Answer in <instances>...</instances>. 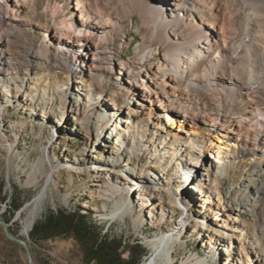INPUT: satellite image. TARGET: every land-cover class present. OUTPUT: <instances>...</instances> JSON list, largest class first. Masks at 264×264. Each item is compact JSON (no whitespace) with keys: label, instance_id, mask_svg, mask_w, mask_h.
Listing matches in <instances>:
<instances>
[{"label":"bare ground","instance_id":"obj_1","mask_svg":"<svg viewBox=\"0 0 264 264\" xmlns=\"http://www.w3.org/2000/svg\"><path fill=\"white\" fill-rule=\"evenodd\" d=\"M38 1L0 0L1 53L12 35L19 33L26 17L34 12ZM63 8L60 0L48 2L43 8V13H51L44 37L56 54L63 55L65 64L81 74L75 76L73 93L82 102V110L75 100L66 97L65 90L72 85L70 75L67 82L55 88L43 86L38 74L30 76L28 70L22 73L13 63L0 64V94L11 96V104L24 107L30 102L29 109L41 108L49 117L59 110L61 120L70 118L72 129L85 135L89 145L66 170L90 174L93 186L114 202L111 218L123 220L128 214H136V204L130 200L132 194L143 202L138 206H149L150 212L160 208L156 225L168 222V218L172 220L176 212L163 209L165 203L179 208L198 203L203 208L200 214L205 215L221 210L213 217L216 224L207 221V216L196 215L193 220L191 216L184 217L168 225L171 226L168 230L155 232L147 240L150 253L144 264H175L174 247L183 229L211 233L214 237L209 236L210 240L226 249L223 255L227 264H264V249L258 239L246 232L242 227L245 224L238 225L240 204L235 201L230 208L228 203L233 202L230 195L220 190L222 164L239 149L253 152L264 161V0H74L69 13ZM135 16L139 17V28H144L147 34L137 46L138 66L116 59L121 47L118 54L110 50L113 34L124 33L126 22H132ZM146 41L152 43L145 46ZM43 51V45L39 44L31 53L38 55ZM160 53L158 62L151 63L150 59ZM84 73L90 76V81L83 77ZM108 79L121 83L125 80L123 84L133 97L143 106L149 103L152 109L157 107L166 119L174 114L171 111H176L195 124L202 122L210 129L223 131L227 143L216 145L210 137L201 140L194 133H174L173 140H179L174 149L168 142L138 128L141 122L152 119V111L144 110L135 113L136 118H122L121 122L116 119L110 129L105 121L118 116L122 106H118L115 92L105 88ZM63 89V98L57 99L55 92ZM190 91L201 95L203 108L197 107L200 103ZM239 102L250 107L247 118L238 113L231 115L226 109ZM210 105L215 110L206 112ZM184 153L189 157L185 158ZM146 156L148 159L143 162ZM205 158H208L206 165L202 163ZM210 158L216 160L217 170ZM51 162L49 156L40 159L30 182L37 183V172ZM200 168L206 171L203 175L207 178L199 181L198 189L195 187L199 198L187 189L183 191L184 201L180 199L178 203L179 193L186 187L182 174L199 175ZM54 172L47 176L42 191L19 211L22 235H29L32 230ZM141 215L142 210L134 217L136 225L143 222ZM215 245H211L214 251ZM195 256L182 264H209L206 258Z\"/></svg>","mask_w":264,"mask_h":264},{"label":"rangeland","instance_id":"obj_2","mask_svg":"<svg viewBox=\"0 0 264 264\" xmlns=\"http://www.w3.org/2000/svg\"><path fill=\"white\" fill-rule=\"evenodd\" d=\"M54 1L56 0H39L37 2L34 12L27 16V20L22 22L24 25L18 28L19 33L12 35L7 43L6 50L3 53L0 52V64L2 62L6 64L13 63L22 73L28 70L30 71V76L38 74L41 77L43 86L54 88L67 82V76L70 75L72 85L65 90L66 97L70 100H75L76 104H78L77 107L81 111L83 108L82 102L76 100L74 98L75 92L73 93V82L77 79L75 76H81V74L73 66L70 69L63 61V55L56 54L49 41L44 37V27L48 21H51V13H43L42 10L48 2ZM60 1L64 5L65 13H69L73 9L74 0ZM139 23V17L135 16L132 22H126L124 33L113 34L110 50L118 54L121 47L120 54L115 56L118 61L124 60L130 62L133 66H138L137 62L140 59L137 46L142 43L143 38L147 37L145 29L139 28ZM150 43L152 42L146 41L145 46ZM39 44L43 45L44 51L41 54L33 55L31 53L32 48ZM126 45L128 47L124 48ZM161 56V53L157 54L150 59V62L157 63ZM82 75L90 81L88 74L84 73ZM123 83L108 79V83L105 84V88L115 92V96L119 100L118 106H122L117 111L118 116L115 118L109 117L105 121L110 129L114 127L112 124L116 119L121 122L122 118H136L138 116L135 113H142L144 110L147 112L152 111V119L150 122H141V124H138V128L140 127L142 130L147 131L146 133L149 136L153 134L158 140L168 142L167 145L174 147V149H176L179 142V140H173L172 136L174 133L181 135L194 133L201 140L203 137H210L216 145L227 143L226 137L221 130L210 129L204 126L202 122L195 124L191 119H185L181 113L176 111H171L170 113L174 114L166 119V115L163 112H159L157 107L152 109L149 103L143 106L140 100L133 97L130 89L126 88ZM87 86H84V88H87ZM65 91L64 89L56 91V98H63ZM190 94L199 103L203 100L196 91H190ZM10 98L11 96L0 94V123H2L0 126V220H5L9 224L13 234L28 239L33 257L39 264H85L82 249L73 238L55 237L36 242L31 240L30 233L29 236L21 233L22 218H18L19 211L42 191L46 185L47 176L53 170L55 171L53 182L36 221L43 218L51 210L65 209L70 212L80 210L81 213L88 216L96 227L101 229V233L104 236L120 239L124 245L141 244L147 248L149 253L148 238L153 236L155 232L168 230L171 227L168 225L173 222H179L184 217L188 218L191 216L193 220L196 215H203L208 217L207 221L216 224L213 221V217L221 212L220 209L205 215L203 213L200 214L203 208L198 203L194 204V207L190 205L182 208L171 203H165L162 206L163 209L166 208L168 211L176 209V212L172 220L168 218V222L156 225L154 222L160 217V208H154L150 212L149 206L144 208L138 206L139 203L141 205L143 202L139 201L137 196L133 197V194L130 200L136 204V214L134 216L133 214H128L123 220L111 218L109 214L114 202L99 193L98 188L96 189L93 186L94 182L90 174H76L66 170L67 165L72 164L83 148L89 145L85 135L72 129L73 124L71 120L69 121L70 118L61 120L62 116L59 110H56V113L49 117L46 115L45 110L41 108L36 110L29 109L31 107L30 102H27L22 107L11 104L13 99ZM197 107L203 108V105L200 103ZM226 109L229 114L238 113L237 115L242 118H247L250 114V107L241 102L234 107L227 106ZM214 110L213 105L205 108L206 112ZM59 121H61V124H59ZM155 122L160 125H155ZM95 134L96 131H94V136ZM96 155L94 153L93 157L95 158ZM45 156H49L52 162L42 169L41 172H37L39 181L31 183L30 177L34 173L36 163ZM196 156L199 157V154ZM184 157L187 158L189 155L185 154ZM199 158L203 159L204 157ZM143 159V162L147 161L148 156ZM205 159L206 161L202 162L204 165L208 161V158ZM210 160L212 163L214 162L213 169L217 170L216 160L214 158H210ZM170 168L168 167L169 170ZM204 171L200 168L199 175L194 173L193 178L190 175L182 174L183 179L186 180V187L181 189L177 200L178 203L180 199L183 200L186 195L183 191L187 189L192 190V193L199 198L195 187L198 189V186H200L199 181L203 182V179L205 181ZM221 173L220 190L228 193L233 201L228 203V206L230 205V208L233 207L232 205L236 201L242 208L237 211L240 213L238 225L239 223L240 226L245 224L242 227L245 228L248 234L258 239L260 248L264 249V161L261 162L257 159L253 152L239 149L236 155L234 154L224 161ZM152 185H155V182H152ZM191 186L194 187L191 188ZM174 188H177V186L174 185ZM105 205H107V209ZM183 209L185 212H183ZM141 210L143 222L136 225L134 217ZM25 213L23 212V217L26 215ZM209 236H212V234L207 231L183 229L182 233L178 234L179 241L176 242L174 247L175 264H182L183 260L195 255V257L206 258L209 264H227L225 262L226 256L223 255L226 249L223 246L218 247V245H215V241L210 240ZM213 244L217 247L215 251L211 249ZM239 244V242L236 243L237 246ZM128 255L129 251L125 250L123 256L128 257ZM146 259L147 257L142 260L141 264H144ZM233 259H238L237 254L233 255ZM0 264H29L25 250L7 237L1 223Z\"/></svg>","mask_w":264,"mask_h":264},{"label":"trees","instance_id":"obj_3","mask_svg":"<svg viewBox=\"0 0 264 264\" xmlns=\"http://www.w3.org/2000/svg\"><path fill=\"white\" fill-rule=\"evenodd\" d=\"M55 237L73 238L82 249L85 264H141L148 253L141 244L124 245L120 239L104 236L80 210H51L36 221L30 232L31 240L36 242ZM125 250L129 251L128 257L123 256Z\"/></svg>","mask_w":264,"mask_h":264},{"label":"water","instance_id":"obj_4","mask_svg":"<svg viewBox=\"0 0 264 264\" xmlns=\"http://www.w3.org/2000/svg\"><path fill=\"white\" fill-rule=\"evenodd\" d=\"M0 223L4 227V231H5L6 235H7V237L10 240H12V241L16 242L17 244H19L25 250L29 264H39L33 257V254H32L31 247H30L28 239L20 237L19 235L13 234L12 231L10 230L9 224L5 220H0ZM32 229H33V227H32ZM148 255H149V251H148L147 255L144 256V259Z\"/></svg>","mask_w":264,"mask_h":264}]
</instances>
